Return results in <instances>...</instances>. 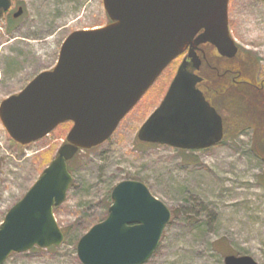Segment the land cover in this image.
<instances>
[{
	"label": "rangeland",
	"instance_id": "rangeland-1",
	"mask_svg": "<svg viewBox=\"0 0 264 264\" xmlns=\"http://www.w3.org/2000/svg\"><path fill=\"white\" fill-rule=\"evenodd\" d=\"M12 1L10 17L17 6L23 12L11 18L13 23H8L9 16L0 21V103L52 69L71 33L109 22L103 0ZM230 9V36L249 70L245 79L254 83L257 74L264 77V0H231ZM179 63L162 73L105 143L80 151L70 162L72 182L65 201L54 210L66 234L62 244L11 254L3 264H81L78 240L106 218L108 194L122 181L144 184L171 214L157 249L144 264H223L228 254L264 264V161L255 153L252 129L234 127L229 111L227 137L203 155L145 145L136 138ZM211 84L218 92L217 79ZM229 91L228 109L241 97L238 90ZM70 128L62 124L20 146L0 123V224L39 178L41 154L52 147L53 159Z\"/></svg>",
	"mask_w": 264,
	"mask_h": 264
},
{
	"label": "water",
	"instance_id": "water-1",
	"mask_svg": "<svg viewBox=\"0 0 264 264\" xmlns=\"http://www.w3.org/2000/svg\"><path fill=\"white\" fill-rule=\"evenodd\" d=\"M228 2L103 0L110 23L71 33L53 69L41 72L18 94L0 103V123L20 146L42 139L63 123L72 124L56 156L0 224V264L11 254L61 245L63 233L53 210L65 201L72 181L67 162L79 150L105 143L188 46L207 43L220 56L235 57L237 48L228 31ZM10 7L11 0H0V21ZM21 14L18 8L13 18ZM221 35L230 44L220 43ZM200 81L182 63L162 103L140 128L138 139L192 149L178 145L165 132H155L154 125L180 109L181 96L198 95L195 85ZM110 198L106 218L78 240L79 261L144 264L159 245L170 211L137 181L118 183ZM223 264L257 263L248 256L227 255Z\"/></svg>",
	"mask_w": 264,
	"mask_h": 264
},
{
	"label": "flooded vegetation",
	"instance_id": "flooded-vegetation-1",
	"mask_svg": "<svg viewBox=\"0 0 264 264\" xmlns=\"http://www.w3.org/2000/svg\"><path fill=\"white\" fill-rule=\"evenodd\" d=\"M230 6L231 0L228 2V20L229 13L231 11ZM18 8L20 7L17 6V9ZM228 31L229 38L233 41L234 46L237 48L235 57L231 59L222 57L217 53V50L213 46L206 43L197 46L193 45L194 48L193 46L192 48L188 46L168 65L169 67L178 60H180V63L178 64L179 66L182 63H185L187 65V72L194 74L201 80L195 85V89L199 93L195 96H181V99H179L180 109L174 112L171 116L164 118L162 121H158L154 125V131L165 132V134L170 136V139L176 141L178 145L190 146L192 149L174 148L161 143H145L138 139V132L140 128L162 103L177 70L158 106L153 110V112L147 117L145 122L139 128L136 136L139 142L149 146L172 148L178 153L195 155L206 154L210 149L223 143L228 132L227 124L229 109L227 101L230 92L229 90H239L245 88V86L252 87L254 89L264 88V77L261 78L259 74H257L258 77L256 76L254 83L245 79L243 66L244 62L241 59L242 53L239 51L238 46L230 36L229 21ZM202 32L203 30H200L193 37V44L196 37H198V35H200ZM218 41H220L222 44H230L229 42H226L222 35L218 36ZM196 65H198L197 69H195ZM159 78L160 77H158L156 82L159 80ZM213 79H217V83L219 82L220 84L219 90L218 92L216 90V93H214V86L211 84ZM153 86L154 85H152V87Z\"/></svg>",
	"mask_w": 264,
	"mask_h": 264
},
{
	"label": "trees",
	"instance_id": "trees-1",
	"mask_svg": "<svg viewBox=\"0 0 264 264\" xmlns=\"http://www.w3.org/2000/svg\"><path fill=\"white\" fill-rule=\"evenodd\" d=\"M4 16H9L7 18L8 23H13L9 13L4 14ZM3 16V17H4ZM8 31H10L8 29ZM244 73L246 76H249V70L244 67ZM251 75V74H250ZM238 96L235 103L230 104V115L235 121L234 127L241 129H252L255 132L256 146L255 153L264 161V88L254 89V88H243L238 90ZM240 102V103H239ZM231 122V123H232ZM70 123H64L63 126L69 127ZM79 153V152H78ZM52 154V147L43 154H41L40 166L41 169H44L50 162V155ZM77 154L75 155V157ZM74 157V158H75ZM73 158V159H74ZM72 159V160H73ZM71 160V161H72ZM70 161V162H71ZM70 162L67 163L68 171L71 172ZM111 205L110 192L108 194V201L106 204L107 210ZM55 210V209H54ZM63 232V231H62ZM64 237L66 236L63 232Z\"/></svg>",
	"mask_w": 264,
	"mask_h": 264
}]
</instances>
